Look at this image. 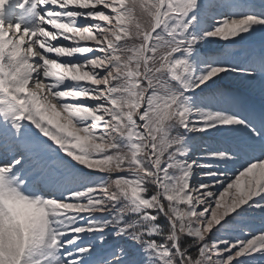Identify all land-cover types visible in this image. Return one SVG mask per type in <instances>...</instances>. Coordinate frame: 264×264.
<instances>
[{
  "label": "snow or ice",
  "instance_id": "obj_1",
  "mask_svg": "<svg viewBox=\"0 0 264 264\" xmlns=\"http://www.w3.org/2000/svg\"><path fill=\"white\" fill-rule=\"evenodd\" d=\"M229 79L264 91V0H0V264H264Z\"/></svg>",
  "mask_w": 264,
  "mask_h": 264
},
{
  "label": "rangeland",
  "instance_id": "obj_2",
  "mask_svg": "<svg viewBox=\"0 0 264 264\" xmlns=\"http://www.w3.org/2000/svg\"><path fill=\"white\" fill-rule=\"evenodd\" d=\"M257 2H259V0H257ZM236 51L240 53L241 55L243 54L241 48H238ZM224 83L227 87V90L230 91L232 95L239 98V100L244 105L249 106V107L253 106L259 110L261 109L260 106L257 107V105L254 104L255 98L257 99L260 98L262 101H264V91L261 90V86L259 84L250 85L244 81L236 80V79H229L225 81ZM205 142L207 144H212V145L216 143V141L213 140L212 138L205 137L203 138V140H201L200 138L197 139L198 144L205 143ZM259 216L260 215L258 213H254L250 218V221L255 228L260 227L261 218Z\"/></svg>",
  "mask_w": 264,
  "mask_h": 264
},
{
  "label": "bare ground",
  "instance_id": "obj_3",
  "mask_svg": "<svg viewBox=\"0 0 264 264\" xmlns=\"http://www.w3.org/2000/svg\"><path fill=\"white\" fill-rule=\"evenodd\" d=\"M260 217V216H259Z\"/></svg>",
  "mask_w": 264,
  "mask_h": 264
}]
</instances>
